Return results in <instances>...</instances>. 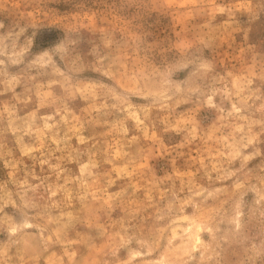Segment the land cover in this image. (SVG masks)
Segmentation results:
<instances>
[{"label": "rangeland", "instance_id": "374dc122", "mask_svg": "<svg viewBox=\"0 0 264 264\" xmlns=\"http://www.w3.org/2000/svg\"><path fill=\"white\" fill-rule=\"evenodd\" d=\"M0 264H264V0H0Z\"/></svg>", "mask_w": 264, "mask_h": 264}]
</instances>
